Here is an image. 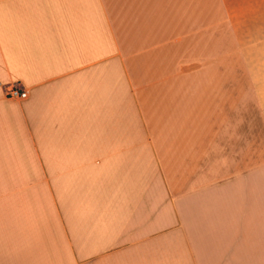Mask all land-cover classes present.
<instances>
[{"label":"crops","instance_id":"0c3cea01","mask_svg":"<svg viewBox=\"0 0 264 264\" xmlns=\"http://www.w3.org/2000/svg\"><path fill=\"white\" fill-rule=\"evenodd\" d=\"M0 264H264V0H0Z\"/></svg>","mask_w":264,"mask_h":264},{"label":"built area","instance_id":"2783aa9c","mask_svg":"<svg viewBox=\"0 0 264 264\" xmlns=\"http://www.w3.org/2000/svg\"><path fill=\"white\" fill-rule=\"evenodd\" d=\"M7 97L10 99L25 100L28 97V93L24 89L14 86L8 91Z\"/></svg>","mask_w":264,"mask_h":264}]
</instances>
